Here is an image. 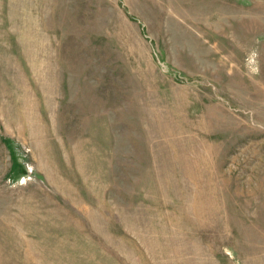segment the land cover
I'll list each match as a JSON object with an SVG mask.
<instances>
[{"label":"rangeland","instance_id":"374dc122","mask_svg":"<svg viewBox=\"0 0 264 264\" xmlns=\"http://www.w3.org/2000/svg\"><path fill=\"white\" fill-rule=\"evenodd\" d=\"M0 264H264V0H0Z\"/></svg>","mask_w":264,"mask_h":264}]
</instances>
